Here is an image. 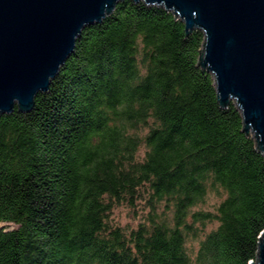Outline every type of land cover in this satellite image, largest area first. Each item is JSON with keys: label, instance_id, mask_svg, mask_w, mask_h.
I'll return each instance as SVG.
<instances>
[{"label": "trees", "instance_id": "16d2710c", "mask_svg": "<svg viewBox=\"0 0 264 264\" xmlns=\"http://www.w3.org/2000/svg\"><path fill=\"white\" fill-rule=\"evenodd\" d=\"M204 41L124 0L83 29L32 110L0 114V264L256 261L264 155L220 105ZM122 206L137 227L113 221Z\"/></svg>", "mask_w": 264, "mask_h": 264}, {"label": "water", "instance_id": "95a60500", "mask_svg": "<svg viewBox=\"0 0 264 264\" xmlns=\"http://www.w3.org/2000/svg\"><path fill=\"white\" fill-rule=\"evenodd\" d=\"M124 0H0V114L29 112L75 50L83 29ZM162 6L205 34L200 66L219 103L240 110L264 155V0H133ZM264 264V231L256 261Z\"/></svg>", "mask_w": 264, "mask_h": 264}, {"label": "rangeland", "instance_id": "374dc122", "mask_svg": "<svg viewBox=\"0 0 264 264\" xmlns=\"http://www.w3.org/2000/svg\"><path fill=\"white\" fill-rule=\"evenodd\" d=\"M145 150L146 148L142 147L141 151L139 152L140 157L144 156ZM219 202L220 199L212 195L207 201V204L204 206V208L213 211L218 206ZM112 219L115 223L121 225L126 229L137 227L138 224L142 221L141 212L137 213L135 212V210L128 206H122L115 209L112 215Z\"/></svg>", "mask_w": 264, "mask_h": 264}]
</instances>
